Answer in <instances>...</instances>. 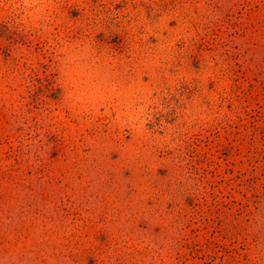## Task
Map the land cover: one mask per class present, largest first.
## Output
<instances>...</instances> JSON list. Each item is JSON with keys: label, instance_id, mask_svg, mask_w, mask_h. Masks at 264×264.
I'll return each instance as SVG.
<instances>
[{"label": "rangeland", "instance_id": "rangeland-1", "mask_svg": "<svg viewBox=\"0 0 264 264\" xmlns=\"http://www.w3.org/2000/svg\"><path fill=\"white\" fill-rule=\"evenodd\" d=\"M0 264H264V0H0Z\"/></svg>", "mask_w": 264, "mask_h": 264}]
</instances>
